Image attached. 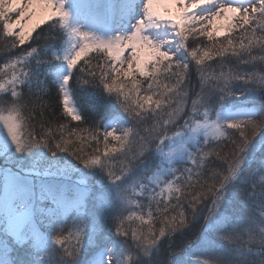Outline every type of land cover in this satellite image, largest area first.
Wrapping results in <instances>:
<instances>
[{"label": "snow or ice", "instance_id": "6c2138e0", "mask_svg": "<svg viewBox=\"0 0 264 264\" xmlns=\"http://www.w3.org/2000/svg\"><path fill=\"white\" fill-rule=\"evenodd\" d=\"M121 10L100 36L72 0H0L11 48L46 22L65 44L51 60L29 44L0 66V264H264V0H125ZM93 50L103 63L79 66ZM216 59L221 70L209 73ZM193 64L201 91L174 107ZM50 69L70 121L84 123L73 78L114 97L123 115L105 123L112 101L102 99L97 127L45 128L40 112L37 131L22 89ZM235 97L245 107H229ZM153 151L159 162L137 175ZM97 174L99 187L85 179ZM194 222L181 255L163 258L161 242ZM21 249L26 258L14 255Z\"/></svg>", "mask_w": 264, "mask_h": 264}, {"label": "trees", "instance_id": "16d2710c", "mask_svg": "<svg viewBox=\"0 0 264 264\" xmlns=\"http://www.w3.org/2000/svg\"><path fill=\"white\" fill-rule=\"evenodd\" d=\"M81 4V13L90 14L88 9H92L94 11H98L99 15H97V19H101L103 6V0H80ZM221 41L224 40V37L221 36L219 38ZM31 44L32 47L38 48V50L41 52V56H39V59L42 60H51L52 55L56 53L59 50H62V48L65 46L64 44V35L59 30L56 31H50L48 23L46 22L44 25H41L40 28H38L33 33V39L30 41H26L25 45L18 46L17 48H11V39L5 40L4 35L0 34V66H3L5 63L9 62L15 57L22 56L26 50H28V45ZM189 44L191 46L192 41H189ZM91 61L92 65H96L97 63H103L104 55L101 53L96 52L95 50L89 52L85 57L81 59V61L78 62L79 66L83 67L85 65L86 61ZM34 65V61L32 62ZM220 63L221 61L219 59L214 60L213 62H209L210 66L207 69L209 73H211L213 70L215 72H219L220 69ZM225 65V69L227 70V67L234 66L236 61L235 58L229 57L228 59L223 61ZM56 66L59 67L60 65L56 63ZM257 68H259V64H257ZM98 71V69H96ZM246 70H251V68H248ZM9 73H11V69L9 70ZM55 69H50L47 73L40 75L39 80L33 79L31 82V86H25L22 91L24 93V99L28 103L29 108L28 110L31 111L32 106L35 105L36 107V120L31 121V123L36 125V130L39 131L40 128V121L41 117L39 115L40 112H43V121H45L44 127L47 128L48 124L47 122H52V128L55 130L57 125L59 123L68 124L70 127H80V128H92L97 127L100 124V116H98L93 111V103L94 101H101L102 99H110L112 102L108 104V108L106 111V115L108 116V120L105 121L107 123L109 120H111L115 116H122V110L119 109V105L115 103L114 97L108 98L107 94L101 93V90L99 88H95L91 85H82L76 83L75 78L71 81V87H70V99L73 102L74 106L79 110V113L84 118V123L77 125L76 122L70 121V118L64 117L63 114V103H62V97L58 93V88L55 83ZM10 78V76H9ZM161 79H163L161 77ZM4 82L3 79H0V83ZM168 82V81H166ZM170 83V82H169ZM143 87L147 88V83H143ZM201 79L199 73L196 71V67L193 64L190 68L189 78L185 82V86L182 89L181 97H176V104L173 106L176 107L179 105V107L184 108V99L182 98L184 93L187 94V103L190 108L191 99L196 97V94L201 91ZM46 90V91H45ZM141 95H144L143 92H141ZM0 96H6V93H0ZM155 95L153 96V99H157ZM231 100V104L228 105L229 107H233V110L238 107H245L242 100H240L238 97L235 98H229ZM41 104L44 105V108L42 109L40 106ZM154 107V105H153ZM248 107H251L250 105ZM147 114V113H146ZM214 118V117H213ZM181 124H183V120L180 121ZM151 124V121L149 120L146 122V124L143 126L144 128H147ZM125 127H133L134 131L137 129L134 127L133 124H124ZM123 125V126H124ZM101 132L103 131V128L100 129ZM177 131V128L170 127L168 131V135H172L173 132ZM141 135H147L145 131L142 129L140 130ZM67 135V134H66ZM81 135H84V133H81ZM74 139V138H73ZM214 145V142L210 144V146ZM74 147H80V145L77 143L74 145ZM94 147V146H93ZM187 149H185L186 151ZM194 150V147L193 149ZM64 155V154H61ZM71 159V157L69 158ZM159 162V154L156 152H152V154L146 159L145 165L142 166L139 170L137 175L143 174L145 167L147 168H153L156 163ZM258 165V160L254 161L249 169L251 172L254 170ZM174 167L183 169L185 167L184 161H179L178 163H175L173 165ZM79 177H73V180L78 181ZM85 179L88 181L90 185H93L95 187H99V184L97 181L99 180V175L94 176H88L85 177ZM240 195H242L246 191V185H241L238 189ZM145 204L147 202L145 201ZM239 198L236 202V207L239 208ZM147 207L144 208V212H147ZM148 216L145 215V220H148ZM140 222L136 221L134 224H132V227L139 226ZM157 228L160 226L158 223L155 225ZM68 227H71V221L68 222ZM199 229V223H193L188 231L184 232L183 234L177 233L176 235L172 236L170 239H164L161 242V253L162 257L165 259L171 258L175 259L178 258L181 255V249L183 247L184 241L188 239H193L195 237L196 232ZM224 247H227L224 245ZM14 255L20 257V258H26L25 252L21 249L19 252L15 253ZM89 259L92 258L91 255L88 257ZM252 260H258V257H250Z\"/></svg>", "mask_w": 264, "mask_h": 264}, {"label": "rangeland", "instance_id": "374dc122", "mask_svg": "<svg viewBox=\"0 0 264 264\" xmlns=\"http://www.w3.org/2000/svg\"><path fill=\"white\" fill-rule=\"evenodd\" d=\"M124 2H125V0H107L106 1V5L108 7V17H109L110 21L109 22L107 21V25L105 27H102V20L99 21L97 19V16H95V14H97V11H94V10H92L90 8L88 9L90 14L89 13L85 14L84 17H83L84 13H82L81 22L82 23L87 22V23L93 25V29L92 30L97 31L98 35H100V36L107 35V33L104 32V29L109 28V27H115L121 21V17H122L121 5ZM77 9L80 12H82L81 11V4L79 3V0H78ZM11 19L14 20L15 19V15H12ZM70 102H71V105L74 106V104L71 101V99H70ZM123 127H125V125Z\"/></svg>", "mask_w": 264, "mask_h": 264}]
</instances>
